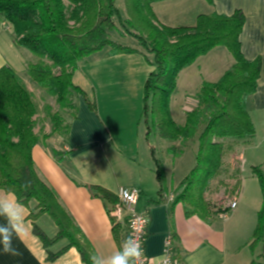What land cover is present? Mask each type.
Returning <instances> with one entry per match:
<instances>
[{
    "label": "trees",
    "instance_id": "trees-1",
    "mask_svg": "<svg viewBox=\"0 0 264 264\" xmlns=\"http://www.w3.org/2000/svg\"><path fill=\"white\" fill-rule=\"evenodd\" d=\"M158 1L163 0H123L127 33L153 55L154 68L143 88L142 119L148 127V143L152 124L160 136L171 143L167 151L174 158L198 135L196 164L180 183L183 191L173 199L172 207L181 203L187 216L198 215L208 220L218 212L229 210L213 212L204 200L210 182L222 172L223 140H244L256 134L246 101L257 91L262 57L248 60L241 51L239 38L245 24V14L241 10L231 15L200 14L194 26L172 27L158 21L153 10V3ZM0 17L13 28L16 44L38 59L29 65L31 83L55 97L62 110H73L70 119L76 117L77 110L73 93L83 95L89 108L96 110V104L73 82L79 64L106 47H110L111 55L135 52L132 47L110 38V32L117 29L115 19L121 17L116 0H0ZM219 46L232 55L233 65L218 81L201 84L198 105L186 113L183 125L178 124L171 115L170 100L179 73ZM33 97L28 85L12 68H0V189L14 193L25 207H29L31 201L36 202L27 218L45 248L59 240H68L67 247L49 253V260L56 259L66 248L74 247L83 263L91 264L89 257L95 253L91 243L60 203L55 191L36 171L33 148L50 135H40L36 130L38 107ZM52 121V131L64 132L66 136L69 122L63 124L59 113L52 115ZM149 147L159 183V200H162L167 191L165 166L156 156L155 147L150 143ZM252 172L263 193V205L253 235L254 248L264 230V172L260 166H253ZM86 187L92 197L104 201L117 237L120 224L113 215L119 201L117 195L101 185ZM42 215L50 216L55 222L58 229L55 236L49 237L38 226L37 220ZM171 236L174 239L173 232Z\"/></svg>",
    "mask_w": 264,
    "mask_h": 264
},
{
    "label": "crops",
    "instance_id": "crops-1",
    "mask_svg": "<svg viewBox=\"0 0 264 264\" xmlns=\"http://www.w3.org/2000/svg\"><path fill=\"white\" fill-rule=\"evenodd\" d=\"M203 1L210 7L211 14L231 15L238 9L245 14L239 38L241 51L248 60L262 57L257 91L246 101L257 128V123L264 117V0ZM132 48L135 49L133 53L111 55L110 47H106L87 57L83 67L79 64L73 76L74 84L86 93H92L97 103L100 100L104 104H98L96 112H93L84 100H80L76 117L69 120L65 138L41 139L34 146L32 155L38 175L55 191L95 252L108 255L117 250L127 239V227L125 222L116 221L120 224V231L115 236L107 207L102 199L91 196L86 187L89 184L101 185L116 195L120 187L140 191L137 210L148 214L150 219L145 252L153 263L162 258L165 241L173 232L182 264H264V230L262 239L252 247L258 214L263 205L261 185L254 174L249 187L240 177L237 207L229 209L225 215L218 212L208 220L198 215L187 216L181 203L172 207L173 197L167 195L159 200V183L147 140L148 127L145 122L141 125L143 88L154 68L153 55L139 42ZM37 60L29 50L16 44L13 28L0 17V68H12L29 86V65ZM117 98L126 100L124 105L126 109L132 108L131 116L122 118L119 110L125 109H121V105H109L111 99ZM132 99L137 101L136 105ZM239 143L243 145L244 141L239 140ZM144 147H147L145 155L140 152ZM234 149L237 150L236 146ZM239 153L242 163V152ZM253 163L252 167L258 165L264 172V162ZM35 206V201H31L29 207L24 206L25 230L19 239L13 241L18 254H5L0 249V264H84L74 247L66 248L54 260L48 259L49 253H57L67 247L68 240H59L48 248L43 246L27 218ZM45 216L48 215H42L37 224L49 237H53L58 231L57 226L49 216L53 221L50 225ZM41 221L44 222L42 226Z\"/></svg>",
    "mask_w": 264,
    "mask_h": 264
},
{
    "label": "rangeland",
    "instance_id": "rangeland-1",
    "mask_svg": "<svg viewBox=\"0 0 264 264\" xmlns=\"http://www.w3.org/2000/svg\"><path fill=\"white\" fill-rule=\"evenodd\" d=\"M116 6L120 11L121 17L120 19H115L117 29L110 32L111 40L129 47L138 45V41L130 36L125 28L124 24L126 23L127 16L123 0H116ZM153 9L157 13L156 15L160 23L175 27L193 26L195 24L194 19L197 15L211 14L210 7L203 0H163L153 3ZM86 61H88L87 58L81 62L80 66L83 67ZM232 63L233 58L230 56L229 52L224 47H216L207 55L199 57L194 64L185 68V70L179 74L177 86L170 100V112L176 122L183 124L186 120V113L198 105V94L201 83L205 80L208 82L218 81L221 74H223ZM28 87L32 91L34 96L33 99L38 107L36 115L37 132L40 135L48 134L50 137H60L64 139V132L52 131V115L54 113H59L63 118V124H67L73 110H62L57 104L55 97L50 96L46 90L32 83ZM86 94L88 99L96 104V110L98 104H104L100 100L97 103L92 93ZM100 96L99 94L98 97L100 98ZM72 99L77 109L80 100H84L87 104L83 95L80 96L77 93H73ZM125 102L126 100L120 101L117 98L116 100L111 99L108 103L109 105H121V109L125 110H119V112H121L120 116L122 118H127L131 116L132 108L126 109L124 105ZM132 103L136 105L137 101L132 99ZM96 110H93V112H96ZM150 123L151 121L149 119V124ZM142 124H144V120H142L141 125ZM149 127L151 131L149 143L155 147L156 156L165 166V185L167 189V194L165 193V195L177 198V195L183 191L180 183L186 178L196 164V154L199 146L198 135L186 143L183 152L178 155V158H174L167 151L171 143L162 138L158 130L152 127V124H150ZM242 141H244L243 145H240L239 140H223L225 155L223 158L222 172L218 177L212 179L204 192V200L213 212H216L219 206L225 205L228 199L235 194L238 187L237 181H240V177H242L244 184H247L249 187L253 177L252 164H255L253 162H264V117H261V121L257 123L255 136L246 138ZM235 146L237 149L236 151L234 149ZM239 151L242 152V163ZM140 152H144L143 154L145 155V153H147V147H144V149L141 148ZM254 183L258 186L256 180H254ZM118 205H120L119 201L115 206ZM45 217L51 225V223H53L51 218L49 216ZM42 221L40 223L41 226L44 223ZM47 230L49 233V229Z\"/></svg>",
    "mask_w": 264,
    "mask_h": 264
},
{
    "label": "clouds",
    "instance_id": "clouds-1",
    "mask_svg": "<svg viewBox=\"0 0 264 264\" xmlns=\"http://www.w3.org/2000/svg\"><path fill=\"white\" fill-rule=\"evenodd\" d=\"M24 187L26 189L28 185ZM0 218V249L5 254L17 255L13 241L19 239L25 230L26 210L15 194L5 189H0ZM142 253L140 241L130 235L111 254L95 252L89 259L91 264H139Z\"/></svg>",
    "mask_w": 264,
    "mask_h": 264
},
{
    "label": "built area",
    "instance_id": "built-area-1",
    "mask_svg": "<svg viewBox=\"0 0 264 264\" xmlns=\"http://www.w3.org/2000/svg\"><path fill=\"white\" fill-rule=\"evenodd\" d=\"M140 191L138 189L120 187L117 192V197L120 205L115 206L113 209V215L118 222H125L127 227V238L132 235L135 236L141 243L143 253L140 258L139 264H182L179 257L175 241L171 235H169L165 241V250L162 258L153 263L145 252V240L148 234V225L150 222L149 216L146 213H141L137 210V204L140 197ZM237 194L228 199L227 203L223 206H219V209H234L237 207ZM225 215L226 212H222Z\"/></svg>",
    "mask_w": 264,
    "mask_h": 264
}]
</instances>
